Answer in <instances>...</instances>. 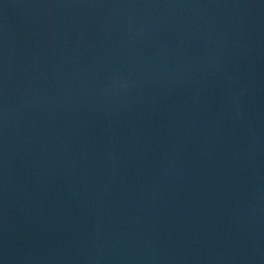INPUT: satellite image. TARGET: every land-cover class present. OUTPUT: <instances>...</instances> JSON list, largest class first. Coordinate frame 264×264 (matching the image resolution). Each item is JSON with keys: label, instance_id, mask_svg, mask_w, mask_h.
Instances as JSON below:
<instances>
[{"label": "water", "instance_id": "water-1", "mask_svg": "<svg viewBox=\"0 0 264 264\" xmlns=\"http://www.w3.org/2000/svg\"><path fill=\"white\" fill-rule=\"evenodd\" d=\"M0 264H264V0H0Z\"/></svg>", "mask_w": 264, "mask_h": 264}]
</instances>
